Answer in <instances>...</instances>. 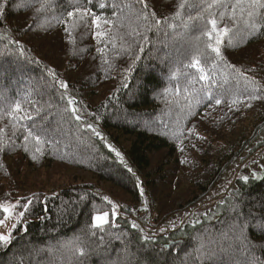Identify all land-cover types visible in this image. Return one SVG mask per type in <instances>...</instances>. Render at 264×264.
<instances>
[{
  "label": "trees",
  "instance_id": "obj_1",
  "mask_svg": "<svg viewBox=\"0 0 264 264\" xmlns=\"http://www.w3.org/2000/svg\"><path fill=\"white\" fill-rule=\"evenodd\" d=\"M105 2L109 6L102 13L98 8L93 10L111 17L114 11L120 15L119 9L111 7L113 2L126 4L131 0ZM178 2L146 0L160 19L171 18ZM0 3L4 5L0 51L7 48V54L0 58V114L20 102L32 116L20 123L33 132L25 141L27 131L20 130L13 136L8 119H0V128L4 129L0 138L11 137L9 148L0 151V203L15 199L27 189L31 170H42L53 163L88 173L98 183L110 184L126 196L123 201L112 198L77 175L73 176L77 183L69 181L24 196L36 194L44 203H37L27 217V233L17 230L12 245L0 248V264H20L21 260L23 264H235L244 260L240 253L233 256L219 251L228 243L221 234L236 219L233 203L241 206L244 218L251 213L253 223L264 215V174L248 181L236 176L235 188L222 196V203L214 197L202 200V204L214 205L210 218H202L195 225L182 222L179 228L164 232L159 229L172 214L210 196L229 167L244 159L245 152L264 148V99L247 100L243 81L237 84L229 77L224 83L220 73L232 71L224 64L214 69L218 84L200 81L199 72L185 68L194 53L188 50V41L179 38L183 30L180 19L172 21L175 30L150 32L152 42L141 53L142 59L128 70L132 65L128 56L115 59L111 68L101 63L90 19L87 27L77 28L71 37L65 32L59 20L72 10L71 0ZM43 3L50 6L37 12ZM225 23L232 30L222 46L227 62L264 86V25L257 31L245 18L236 23L225 18L220 26ZM228 39L231 47L227 46ZM9 40L20 42L22 56ZM204 66L206 71H213L210 61ZM48 69H54L58 79L68 83L66 95L77 101L74 107L82 117L80 122L75 120L67 100L61 98L64 90L52 86ZM177 69L181 75L172 78ZM184 73L189 74L191 83ZM208 87L215 98L222 100L220 105H215L214 99L211 107L208 101L197 103L204 95L201 89ZM237 99L239 103H231ZM89 123L100 137L80 126ZM37 135L39 140L35 139ZM106 141L121 152L123 161ZM141 188L148 199L151 229L137 222L132 213L141 205ZM104 196L120 210L115 227H111L110 217V224L101 231L91 227V216L96 210L110 211ZM132 221L152 237L150 242L144 241L145 233L131 227ZM247 234L256 246L255 255L264 258V232L249 228ZM77 237L79 240L73 242ZM171 241L180 242L163 247ZM77 247L85 249L86 257L78 256ZM33 248L37 251L32 252ZM213 251L218 258L209 259L208 253Z\"/></svg>",
  "mask_w": 264,
  "mask_h": 264
},
{
  "label": "snow or ice",
  "instance_id": "obj_2",
  "mask_svg": "<svg viewBox=\"0 0 264 264\" xmlns=\"http://www.w3.org/2000/svg\"><path fill=\"white\" fill-rule=\"evenodd\" d=\"M138 5V6H137ZM50 6L47 3L41 4L37 12L44 10L45 7ZM70 6L72 10L67 11L66 17L59 22L64 26L65 32L72 36V33L80 27H87L88 21H91L92 32L91 35L97 43L96 51L101 56V63L107 65L109 68L113 67V61L117 58L128 56L132 59V65L134 66L138 61L142 59L141 53L145 51L146 46L151 43L149 36L150 32H156L159 34L163 29L175 30V25L172 21L180 19L182 31L179 33L180 39H185L189 44V51L194 53L190 63L184 65L185 68L195 69L200 73L199 80L218 84L216 79L217 73L214 71L220 64L226 65L228 69L232 71L227 75L220 73L224 76V83L228 82L230 77L237 84L243 81V92L247 93V100H260L264 99V86H261L255 79L245 75L243 71L236 68L234 65L227 62L226 57L222 52V46L225 45V37H230L231 29L225 23L223 27L220 24L225 21V18L233 23L238 22L241 18L251 20V27L254 30H259L260 25H264V0H179L177 4V10L171 14L170 17H164L163 19L157 18L156 13L151 11L146 0H131L126 4H117L113 2L111 7L119 9L120 15L117 12H113L111 17H106L102 14H97L94 8H98L101 13L109 6L105 0H71ZM195 11V15H191V12ZM4 12V5L0 3V15ZM185 15L187 18L185 19ZM258 18V21H257ZM192 31H199L198 36H192ZM255 35V31L253 32ZM6 36V33H5ZM83 38V37H82ZM9 43L16 44L19 49V54L22 56L23 48L19 41L9 40ZM232 41L228 39L227 46L231 47ZM81 51H84L81 49ZM109 53H111V59H109ZM7 54V48L0 51V58H3ZM214 54V55H212ZM211 62L213 71H206L204 65ZM38 63V61H34ZM126 70V71H128ZM49 75L52 77L53 87L63 89L65 95H62V99L67 100L68 106L71 108L72 114L77 122L82 120L79 111L74 105L77 101L74 97L66 95L69 85L64 80L58 79V74L54 69H48ZM180 70L172 72V78L180 76ZM185 79L191 83V77L189 74H183ZM211 77V80H210ZM223 84H219V87L223 89ZM179 89H177V92ZM204 92L202 99L197 100V103L209 102L211 107V101L215 100V105H220L222 100L215 98L212 89L210 87L201 89ZM243 94V93H241ZM232 104L239 103V100H232ZM6 117L11 124L12 134L15 136L18 131H27V135L24 136V140L27 141L33 136V132L28 130L27 127L21 124V121L31 120L32 116L27 113L20 102H16L11 105L10 110L3 114H0V119ZM81 127H86L95 136L100 137L101 133L97 131L92 124H81ZM189 133L192 129L188 130ZM4 129L0 128V133H3ZM35 139L39 140L37 135ZM200 139H203L200 137ZM11 137L7 139L0 138V151H5L10 146ZM108 147L115 152V155L123 161L121 153ZM27 145L25 144V149ZM129 172L132 170L129 168ZM260 179V176H256ZM247 181V176L242 177ZM139 187V185H137ZM143 190L141 189V195L143 196ZM85 197H81V200ZM47 200V197H45ZM103 200L111 205L110 211L100 212L96 210L95 214L91 216V227L93 229H99L104 231L105 225L110 224L111 227H115V219L119 214L120 206L113 203L107 196L103 197ZM37 203L43 204V201L39 200L36 194L31 197H22L17 199L14 203H0V214L3 215V219H0V225H3L9 218H14L15 223L12 224L7 234L0 233V248H8L12 245L13 241L17 238V230L22 233H27V225L29 221L27 217L31 215ZM20 209L19 211H17ZM45 211L47 208L45 206ZM231 210L236 213V219L228 226L227 231L223 232L222 238L227 241V247H221L220 252H224L230 255L240 253L245 257L244 260H237L235 264H264V258L259 255H255V244L251 241L250 236L247 234L249 228L259 229L264 232V215L257 218V222L253 223L251 213L247 218L243 217L241 212V206L237 203L231 205ZM191 213H185L184 221H187L188 216ZM243 220V222H241ZM198 223V221H196ZM173 227L176 225L173 224ZM133 229L139 230L141 233H145V230L136 221L131 222ZM160 232H164L165 229L161 227ZM95 235V232H92ZM115 239H120V236H116ZM144 241L150 242L152 237L145 233L143 236ZM79 238H75L73 242L78 241ZM37 249L33 248L32 252H36ZM79 257H86L87 253L83 247H77L75 249ZM208 258H218L215 251L208 253ZM20 264H23L21 260Z\"/></svg>",
  "mask_w": 264,
  "mask_h": 264
},
{
  "label": "rangeland",
  "instance_id": "obj_3",
  "mask_svg": "<svg viewBox=\"0 0 264 264\" xmlns=\"http://www.w3.org/2000/svg\"><path fill=\"white\" fill-rule=\"evenodd\" d=\"M259 141H261V139ZM106 144L107 146L111 145L112 149H115L116 151L120 152L109 141H106ZM255 145L256 144H254L253 146ZM243 155H244V159L241 160L239 159L237 161L238 165L233 164L229 167L224 177L214 187V190L211 192L210 196H205L203 199L201 198L200 202H197L194 205V207L190 209H186L183 211L176 212L175 214H172L170 217H168L165 220V224L162 225V227L168 231L179 228L182 222L183 223L185 222L189 225H195L197 223L196 221L200 222L202 218H210L213 214L214 205L210 202H208L207 204H202V200L207 201L214 197L215 200L218 201V203H222L223 201L222 196L226 195L225 193L228 190L235 188V186L233 185V180L236 176H238L241 180H243L242 177L244 176H247L249 179L256 178V176L261 177L264 174V148L254 151L251 154L249 152H245ZM119 159L121 160V158ZM76 175L79 177V179H82L85 183H91L98 186L108 196L112 198L116 197L122 201L126 198V196L120 190L115 189L113 186L107 183H98L97 179L93 178L88 173L79 172V170H76L66 164L53 163L52 166L43 168L42 170H38V171L31 170V172L29 173V179L27 180L26 183L27 189L25 191H21L20 193H18L15 199H7L2 203L4 204L14 203L19 198H22L26 195H30L31 193L36 191H40V190L47 191L53 188L57 184H63L69 181L72 182L74 181L77 183L78 180L74 179L73 177ZM141 198H142V202L138 210L132 211L133 217L137 222L145 223L144 224L145 228L151 229L152 226L150 227L149 223L147 222L149 218L148 199L145 194H143V196L141 195ZM17 211H19V209ZM185 213H191V215L188 216L187 221H184ZM1 219H3V217ZM13 223H15L14 218L7 219L3 225H0V233L7 234L8 230L11 228ZM173 224H175L176 226L173 227L172 226ZM157 247H161V246H157Z\"/></svg>",
  "mask_w": 264,
  "mask_h": 264
},
{
  "label": "water",
  "instance_id": "obj_4",
  "mask_svg": "<svg viewBox=\"0 0 264 264\" xmlns=\"http://www.w3.org/2000/svg\"><path fill=\"white\" fill-rule=\"evenodd\" d=\"M176 242H180V241H171L169 244H165L163 245L164 248H169L171 245H173Z\"/></svg>",
  "mask_w": 264,
  "mask_h": 264
}]
</instances>
